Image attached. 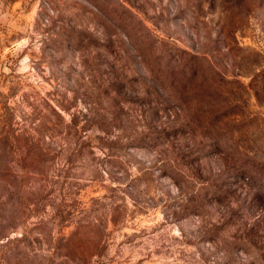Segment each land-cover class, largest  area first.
Wrapping results in <instances>:
<instances>
[{
    "label": "rangeland",
    "instance_id": "374dc122",
    "mask_svg": "<svg viewBox=\"0 0 264 264\" xmlns=\"http://www.w3.org/2000/svg\"><path fill=\"white\" fill-rule=\"evenodd\" d=\"M0 264H264V0H0Z\"/></svg>",
    "mask_w": 264,
    "mask_h": 264
}]
</instances>
